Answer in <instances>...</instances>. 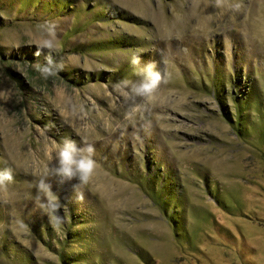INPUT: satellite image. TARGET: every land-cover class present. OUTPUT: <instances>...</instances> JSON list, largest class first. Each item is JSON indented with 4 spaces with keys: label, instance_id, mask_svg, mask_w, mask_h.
Masks as SVG:
<instances>
[{
    "label": "rangeland",
    "instance_id": "374dc122",
    "mask_svg": "<svg viewBox=\"0 0 264 264\" xmlns=\"http://www.w3.org/2000/svg\"><path fill=\"white\" fill-rule=\"evenodd\" d=\"M6 168L0 264H264V0H0Z\"/></svg>",
    "mask_w": 264,
    "mask_h": 264
},
{
    "label": "clouds",
    "instance_id": "9594fccd",
    "mask_svg": "<svg viewBox=\"0 0 264 264\" xmlns=\"http://www.w3.org/2000/svg\"><path fill=\"white\" fill-rule=\"evenodd\" d=\"M51 47V44H48ZM49 66L44 67L41 71L48 75H53L54 71L51 68L52 61L49 59ZM153 66L149 65L146 69L147 75L144 80L138 85L137 91L144 96H152L156 93L161 85V77L159 73L153 72ZM95 149L92 145L86 148H79L74 141L66 140L58 159V167L56 175L63 178H77L80 184H87L90 180L95 168L96 161L92 158ZM13 175L10 169L0 171V186H5L6 182H11ZM39 187L46 193L47 207L50 209L51 219L55 222V226L59 227L61 218L57 215L62 205L59 202V196L52 191V186L45 180L39 182ZM82 193L78 194V199H82ZM45 205H42L44 207Z\"/></svg>",
    "mask_w": 264,
    "mask_h": 264
}]
</instances>
